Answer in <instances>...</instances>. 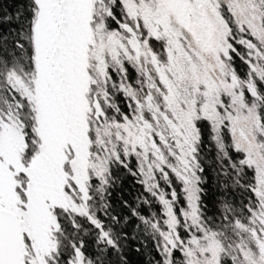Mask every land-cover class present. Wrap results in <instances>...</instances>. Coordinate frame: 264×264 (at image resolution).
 Returning a JSON list of instances; mask_svg holds the SVG:
<instances>
[{
    "label": "snow or ice",
    "instance_id": "1",
    "mask_svg": "<svg viewBox=\"0 0 264 264\" xmlns=\"http://www.w3.org/2000/svg\"><path fill=\"white\" fill-rule=\"evenodd\" d=\"M114 167L159 205L132 212L150 264H264V0H26L0 17V264H125Z\"/></svg>",
    "mask_w": 264,
    "mask_h": 264
},
{
    "label": "trees",
    "instance_id": "2",
    "mask_svg": "<svg viewBox=\"0 0 264 264\" xmlns=\"http://www.w3.org/2000/svg\"><path fill=\"white\" fill-rule=\"evenodd\" d=\"M26 0H0V17L5 15L15 16L18 11L23 9ZM15 26V25H13ZM7 28V25H5ZM237 67L241 73L244 68L237 61ZM206 147L202 151V158L207 169V183L204 186L206 195L204 197L208 205L207 211L214 213L217 208V201L221 199L217 185H216V172L215 167V148L211 142L206 139ZM235 155V154H234ZM114 184L110 188L109 203L111 211L120 217H127L128 224L124 227V231L128 233V238L122 242L123 257L125 264H150L153 257L156 255L152 242L146 240L145 237L140 235L139 229L136 225L140 221L132 215L133 210L140 212L145 216H151L153 213L159 211V205L153 203L151 206L143 204L146 194L142 185L137 183V178L133 177L124 168H113ZM237 197L239 193H236ZM149 199L151 197L149 196ZM89 251H94V245H91L89 238ZM119 254H113V261H118ZM154 264V262H153Z\"/></svg>",
    "mask_w": 264,
    "mask_h": 264
}]
</instances>
